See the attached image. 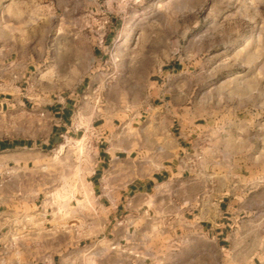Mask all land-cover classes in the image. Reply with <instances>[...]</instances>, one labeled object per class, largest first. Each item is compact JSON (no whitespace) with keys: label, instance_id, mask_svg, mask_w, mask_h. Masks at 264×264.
I'll return each instance as SVG.
<instances>
[{"label":"rangeland","instance_id":"374dc122","mask_svg":"<svg viewBox=\"0 0 264 264\" xmlns=\"http://www.w3.org/2000/svg\"><path fill=\"white\" fill-rule=\"evenodd\" d=\"M78 84L85 124L112 123L152 155L161 138L170 140L162 127H213L210 149L187 167L196 181L192 195L178 193L175 206L150 213L115 211L110 233L84 239L85 248H111L125 264H264V225L235 227L246 230L232 235L238 256L198 228L209 203L241 191L245 216L264 217V177H245L264 170V0H0V99L9 103L0 136L45 134V124L14 129L11 106L27 98L29 106L45 103ZM84 142L67 147L80 154ZM65 172L60 167L58 179ZM62 195L77 201L73 192ZM138 216L158 225L140 233Z\"/></svg>","mask_w":264,"mask_h":264},{"label":"crops","instance_id":"0c3cea01","mask_svg":"<svg viewBox=\"0 0 264 264\" xmlns=\"http://www.w3.org/2000/svg\"><path fill=\"white\" fill-rule=\"evenodd\" d=\"M109 39L110 36L106 41ZM74 50L75 63L81 64V49L76 45ZM81 90L78 84L68 95L45 103L35 101L29 106L33 100L27 98L16 110L11 106L14 129L24 123L45 124L47 131L19 134L14 130L0 136V264H125L120 252L111 248L87 249L84 239L99 231L109 234L115 211L163 210L175 206L176 194L192 195L195 190V178L187 167L210 149L212 126L173 123L162 127V134L170 140L161 138L157 153L152 155L150 149H143V143L137 144L132 134L115 130L112 123L106 127L94 121L85 124L83 114L88 105L79 100L84 94ZM8 109L9 103L0 99V113ZM83 139V153L67 147L68 142L74 145ZM60 167L66 171L62 180L57 177ZM249 176L262 178L264 170L245 177ZM53 191L61 194L58 199L49 198L48 193ZM66 192L75 194V204L73 200L60 199ZM244 197L247 196L241 191L240 195L234 193V199L209 203V211L198 225L205 237L233 256L239 255V248L232 235L246 232L235 227L246 223L264 225L263 216H245L249 207ZM88 209L91 212L84 217L83 210ZM99 209L103 210L101 215ZM84 218L90 221L84 223ZM133 223L138 232L147 234L158 225L140 216ZM128 258L133 260L134 256Z\"/></svg>","mask_w":264,"mask_h":264}]
</instances>
